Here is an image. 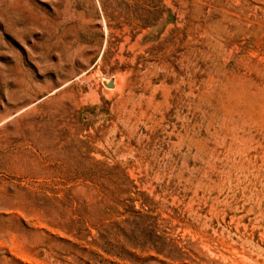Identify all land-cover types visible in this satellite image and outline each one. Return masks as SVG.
<instances>
[{"label":"rangeland","instance_id":"374dc122","mask_svg":"<svg viewBox=\"0 0 264 264\" xmlns=\"http://www.w3.org/2000/svg\"><path fill=\"white\" fill-rule=\"evenodd\" d=\"M0 264H264V0H0Z\"/></svg>","mask_w":264,"mask_h":264}]
</instances>
